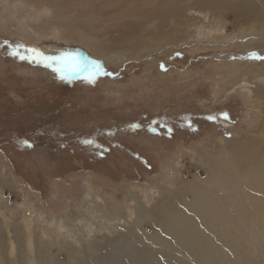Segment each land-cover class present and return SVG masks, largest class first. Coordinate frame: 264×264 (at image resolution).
Masks as SVG:
<instances>
[{"label": "rangeland", "instance_id": "1", "mask_svg": "<svg viewBox=\"0 0 264 264\" xmlns=\"http://www.w3.org/2000/svg\"><path fill=\"white\" fill-rule=\"evenodd\" d=\"M17 1L0 0V236L14 248H47L54 264L165 252L146 244L159 231L163 199L188 181L214 189L206 181L217 174L213 155L264 140V100L255 95L264 59L250 58L264 56V6L245 15L234 0L213 12L194 0H91L83 7L91 15L74 10L76 27L62 30L48 7ZM130 14L134 21L123 17ZM113 16L117 24L93 32L91 24ZM84 34L102 43L95 53ZM17 43L79 53L112 74L61 80L9 56ZM234 221L238 252L264 264Z\"/></svg>", "mask_w": 264, "mask_h": 264}, {"label": "bare ground", "instance_id": "2", "mask_svg": "<svg viewBox=\"0 0 264 264\" xmlns=\"http://www.w3.org/2000/svg\"><path fill=\"white\" fill-rule=\"evenodd\" d=\"M114 1L115 4L121 3L118 0ZM234 1L238 6L233 5L232 2L229 5L243 11L245 15L246 12H256L254 6L258 5H256L257 2L264 6V0ZM90 2L91 0H78L76 5H72L70 0H32L37 8L43 5L51 9L55 13L57 26L62 30L76 27V22H73V18H69V15L74 17L73 11L78 8L83 13L88 12L86 17H89L91 12L86 11L83 7ZM220 3L228 4V0H194L193 5L206 6L211 10L212 7L219 6ZM250 8L251 10H249ZM257 9L263 10L264 7ZM119 10L122 12V8ZM64 14L66 15L63 16ZM115 17L91 24L93 32L100 27L106 29L107 24H117L119 21L117 19L120 18H118L119 16ZM123 17L134 21V14ZM33 23L35 22L33 21ZM36 27L38 26L36 25ZM82 39L85 47L87 46L86 49L93 53L99 50L102 44L101 42L92 43L94 38L89 34H84ZM123 42L121 40L120 43L123 44ZM255 95L264 100V89L256 92ZM259 129L264 133V118ZM213 159L217 174L206 181L214 185V189L212 187L207 189L195 181H188L175 189L176 191L168 198H162L163 201L159 206V231L156 235H148L146 244L153 248H167L169 251L157 252L156 256L150 248L145 251L126 249L117 264H162L165 261L170 264H177L176 262L180 261L183 264H249L237 250L238 246L230 228V225L239 227V224L234 220L240 223L241 233L249 243V250L260 251L261 254L258 255V258L264 262L262 254L264 250V140L261 145L258 143L241 144L236 146L233 151L219 152L213 155ZM0 175H2L1 171ZM186 191L191 192L192 199H185L183 193ZM252 227L258 228L256 234H252ZM16 235L19 236L18 233ZM13 244V241L7 242L4 237L0 236V264H54L52 261L56 257L47 248L42 251L34 246V250L30 251L14 248ZM193 248L200 254V257L197 252L194 255L195 258L185 256H188L189 252H193ZM160 256L161 260L158 258ZM45 259L50 262L45 263Z\"/></svg>", "mask_w": 264, "mask_h": 264}, {"label": "snow or ice", "instance_id": "3", "mask_svg": "<svg viewBox=\"0 0 264 264\" xmlns=\"http://www.w3.org/2000/svg\"><path fill=\"white\" fill-rule=\"evenodd\" d=\"M9 56L17 58L21 61L42 65L51 69L61 80H71L79 78L88 83H94L101 75H111L104 70L99 61L89 59L74 52H59L55 55H49L36 47H28L23 44H15L8 46ZM252 59H264V56L253 52L250 53ZM163 67V65H161ZM227 119V113H221ZM208 119H216L215 116H209ZM154 130V129H153ZM27 143V141H24ZM84 143L93 144V140H85ZM30 146V145H29Z\"/></svg>", "mask_w": 264, "mask_h": 264}, {"label": "trees", "instance_id": "4", "mask_svg": "<svg viewBox=\"0 0 264 264\" xmlns=\"http://www.w3.org/2000/svg\"><path fill=\"white\" fill-rule=\"evenodd\" d=\"M136 121H137V123H136V124L133 123V125H137V126H138V125L141 123V121H139V120H136ZM156 129H157V130H158V129H159V130H162V126H161V127H160V126H159V127H156Z\"/></svg>", "mask_w": 264, "mask_h": 264}]
</instances>
